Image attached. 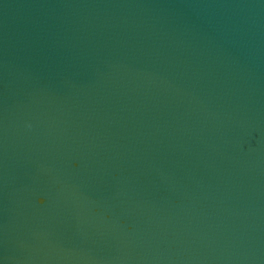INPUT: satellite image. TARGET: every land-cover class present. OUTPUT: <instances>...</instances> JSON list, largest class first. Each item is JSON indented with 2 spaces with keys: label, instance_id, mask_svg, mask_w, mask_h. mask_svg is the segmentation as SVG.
<instances>
[{
  "label": "water",
  "instance_id": "1",
  "mask_svg": "<svg viewBox=\"0 0 264 264\" xmlns=\"http://www.w3.org/2000/svg\"><path fill=\"white\" fill-rule=\"evenodd\" d=\"M0 264H264V0H0Z\"/></svg>",
  "mask_w": 264,
  "mask_h": 264
}]
</instances>
